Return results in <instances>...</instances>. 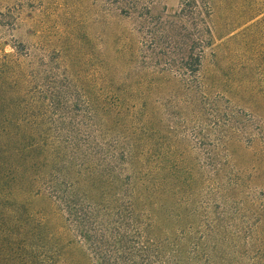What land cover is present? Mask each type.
Returning <instances> with one entry per match:
<instances>
[{
  "label": "rangeland",
  "instance_id": "374dc122",
  "mask_svg": "<svg viewBox=\"0 0 264 264\" xmlns=\"http://www.w3.org/2000/svg\"><path fill=\"white\" fill-rule=\"evenodd\" d=\"M193 1L0 0V60L16 61L0 264H97L50 200L53 167L138 171L170 232L212 235L216 264H264V0Z\"/></svg>",
  "mask_w": 264,
  "mask_h": 264
},
{
  "label": "trees",
  "instance_id": "16d2710c",
  "mask_svg": "<svg viewBox=\"0 0 264 264\" xmlns=\"http://www.w3.org/2000/svg\"><path fill=\"white\" fill-rule=\"evenodd\" d=\"M213 2V0H202L204 7L210 9L211 13ZM193 4L196 8V0ZM262 14L264 11L260 13ZM15 79L16 61L13 55H6L3 60H0V137L13 135L10 131L13 123L8 121L7 117L11 115L10 111L14 103H2L1 98L5 101L6 92L2 91V88L10 89ZM64 104L69 105L55 103L57 106ZM81 105H84L82 108H87L82 110L86 115L88 110H94L93 103H81ZM74 106L79 105L77 103ZM64 117L66 115L62 118ZM20 128L23 129V127ZM87 146L91 150V156H95L94 149H91L89 144ZM75 148L79 153L85 146L81 150L80 144L77 143ZM86 157L87 155L79 157L84 159V164L88 162ZM93 160L94 158L91 161ZM35 166L39 167L37 161ZM87 166L83 167L88 171ZM53 170L50 177L48 173H42V176L48 177L42 181L48 184L45 188L52 197L50 200L59 207V210L63 208L71 230H74L82 246L97 264H193V261L216 264V261H212V251L207 246L216 245L212 235L207 234L198 239L191 235L185 238L182 235L178 236L176 232L171 231L173 232L171 233L166 227L169 226L172 230L174 224L172 222L179 221L172 217V219L166 218L169 223H165L159 218L162 204L152 200H157V196L163 195L162 190L155 186L147 189L137 182L142 178L138 171H134L127 177H123L117 170L111 171V175L108 176L105 170L95 173L88 171L87 179L83 180L85 182L78 183L77 179H70L69 174L59 178L61 176L59 169L53 167ZM105 176L107 178L112 176L111 184L104 181ZM49 178L51 183L47 181ZM53 178L55 179L52 180ZM38 181L41 184L42 181L40 179ZM34 184L37 186L36 181ZM154 195L155 198L152 199L151 196ZM172 212L173 207L169 214ZM36 221H38L37 217L32 216L31 222L36 224ZM44 221L45 219H41L38 222L41 226L47 227L48 223L43 224ZM200 254L204 256L203 260Z\"/></svg>",
  "mask_w": 264,
  "mask_h": 264
}]
</instances>
